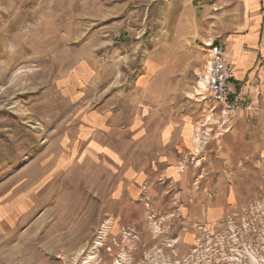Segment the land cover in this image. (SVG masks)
<instances>
[{"label":"rangeland","instance_id":"374dc122","mask_svg":"<svg viewBox=\"0 0 264 264\" xmlns=\"http://www.w3.org/2000/svg\"><path fill=\"white\" fill-rule=\"evenodd\" d=\"M199 6L0 0V264H264L259 166L181 148L224 115L200 87L219 25L166 18Z\"/></svg>","mask_w":264,"mask_h":264},{"label":"crops","instance_id":"0c3cea01","mask_svg":"<svg viewBox=\"0 0 264 264\" xmlns=\"http://www.w3.org/2000/svg\"><path fill=\"white\" fill-rule=\"evenodd\" d=\"M194 3L201 10L174 8L166 18L183 21L193 15L219 25L207 24L199 37L205 44L216 41L223 48L227 63L234 68L232 91L251 109L218 117L202 134L192 126L185 127L181 148L198 165L219 176L231 174L234 165L251 164L264 174V0H173V5L192 8ZM221 195L223 192L217 193Z\"/></svg>","mask_w":264,"mask_h":264},{"label":"built area","instance_id":"2783aa9c","mask_svg":"<svg viewBox=\"0 0 264 264\" xmlns=\"http://www.w3.org/2000/svg\"><path fill=\"white\" fill-rule=\"evenodd\" d=\"M207 50V92L215 107L223 114L239 109H251L233 93L234 68L227 63L223 48L218 44H208Z\"/></svg>","mask_w":264,"mask_h":264},{"label":"bare ground","instance_id":"6f19581e","mask_svg":"<svg viewBox=\"0 0 264 264\" xmlns=\"http://www.w3.org/2000/svg\"><path fill=\"white\" fill-rule=\"evenodd\" d=\"M205 85H206V81L203 80L202 83H201V86H200V87H201L202 89H204V88H205Z\"/></svg>","mask_w":264,"mask_h":264}]
</instances>
